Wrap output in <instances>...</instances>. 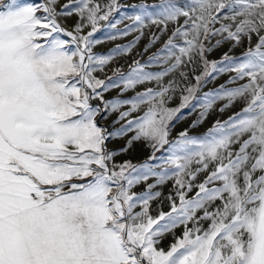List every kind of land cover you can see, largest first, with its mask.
I'll return each mask as SVG.
<instances>
[{
	"label": "snow or ice",
	"instance_id": "snow-or-ice-1",
	"mask_svg": "<svg viewBox=\"0 0 264 264\" xmlns=\"http://www.w3.org/2000/svg\"><path fill=\"white\" fill-rule=\"evenodd\" d=\"M57 2L10 0L0 10V264H264V0L135 5L131 23L109 39L139 35L107 54L93 51L101 43L95 33L100 21L116 28L118 0H69L59 11ZM73 14L69 30L58 17ZM169 25L146 62L96 75L130 55L145 28L159 32L146 52ZM226 74L204 93L189 127L217 101L220 113L240 109L203 134L184 129L172 138L197 92ZM113 89L117 96L105 99ZM177 94L180 104L169 107ZM112 114L120 126L109 131L97 118ZM137 143L150 149L146 159L116 161ZM168 181L165 195L157 189ZM165 200L169 210L153 216L151 203ZM169 233L172 242L161 247Z\"/></svg>",
	"mask_w": 264,
	"mask_h": 264
},
{
	"label": "rangeland",
	"instance_id": "rangeland-1",
	"mask_svg": "<svg viewBox=\"0 0 264 264\" xmlns=\"http://www.w3.org/2000/svg\"><path fill=\"white\" fill-rule=\"evenodd\" d=\"M10 0H0V10H3V6L8 4ZM43 3L44 0H17L18 5H25V4H37V3ZM69 0H58L56 4V9L59 11V9L66 3H68ZM98 3L101 5L105 4L107 0H97ZM159 0H118V4L120 5V9L118 13H114L112 17H110V20L115 22V21H120L118 24H116V28L113 29L108 26V21H100V29L98 32L95 33V38L100 40L101 43L97 44L94 48L93 51L99 54H107L111 49L115 48L117 45H127L130 42H132L137 35H139L138 32H132L128 36L125 37H117V39L112 40L109 39V36L114 34L118 29H123L126 25L131 23V20L127 19L126 17L135 15L139 10L135 8V5L139 4H149V5H155L158 4ZM41 13H38V15ZM60 20L61 24L63 27L71 30L72 26L77 22L78 17L77 15L73 14L70 17H58ZM180 23H183V19L181 18ZM219 27V25H217ZM172 25H169V30L168 32L161 37V39L155 43L154 46L148 48V50L145 52L144 49L145 47L149 44L150 38L153 33L159 34L158 29L155 26H149L148 28H145L143 30L144 34L139 40V42L136 44L135 48H133L132 52L130 55L127 56H118L115 58V60L110 63L103 72H97L96 75L99 76L100 78H105L106 76L112 75V69L115 66H121L123 68V71L126 73L128 71V67L131 64L132 60L137 59L141 63H144L148 60V58L155 53L159 48L162 47L164 42L167 40L168 36L171 35L172 32ZM90 29L86 28L84 31L85 33L89 31ZM219 37H217L218 39ZM214 43V41H213ZM253 43H255V38H253ZM229 45L224 44L222 48H220L217 51H214L210 56V60L214 59H219L221 54L224 51L228 50ZM244 51V47H236L233 50V55H240L241 52ZM148 70L151 71H157L159 70L158 68H150ZM199 68L196 69L197 72H199ZM191 75V74H190ZM228 75L226 74L223 76H220L218 79L215 81L210 82L207 86H205L201 91L197 92V101H193L192 103L196 105L195 108H192L191 106L189 108H186L182 111L180 114L179 118L175 120L174 127L172 128L171 131V137L175 138L176 135L184 130V129H189V132L191 135H199L205 133L215 122V120L220 119V120H226L228 116H230L233 112L238 111L241 107L240 104L235 105L233 108L220 113L217 111V109L222 105L223 101H217L216 104L213 106L212 112L209 114L208 118L200 125H198L195 129H191L189 126L191 123L197 118L201 111L200 105L203 103V95L206 92H209L213 90L216 86L219 84L223 83L226 79H228ZM151 84H146L142 86H138L137 89L135 90L136 92L142 91L146 87H151ZM119 92V89H113L112 91L106 93L105 99H110L112 97L117 96ZM135 93L133 91H129L125 93V96L123 98L131 97ZM93 103H99V101H93ZM180 104V98L179 94H177L173 100L170 102L168 105L169 107H176ZM134 115H139V113H135ZM98 123L101 124L102 126L108 128L109 131H114L115 128H118L120 125H113V121L115 120V114H112L108 117L107 120L100 119L99 117L97 118ZM123 123V121L121 122ZM131 133L128 134L130 136ZM128 136L120 139H113L108 142V147L109 149L115 150L119 149L125 144V141L127 140ZM150 154V149L144 146L143 143H137L133 150L130 152L120 155L116 157L117 162H121L126 159L132 160L134 163H138L143 161L148 157ZM157 155H160L157 153ZM153 181H149L151 183ZM144 185L137 186L136 188L133 189L134 192L140 193L144 190ZM172 189V181H168L166 184H164L161 188L157 189L159 191H162L165 195ZM162 208L164 211H168V203L165 200L162 204L160 201H153L151 203V213L153 216L158 214V210ZM183 231L182 227H178L177 229L174 230V234L176 236H179ZM173 240V234H165V237L163 238V241L161 243V247L167 248V246L172 242Z\"/></svg>",
	"mask_w": 264,
	"mask_h": 264
}]
</instances>
